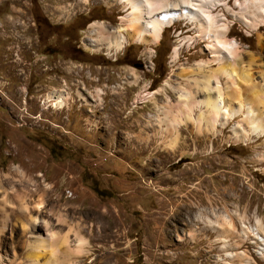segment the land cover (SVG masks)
Returning a JSON list of instances; mask_svg holds the SVG:
<instances>
[{
  "label": "rangeland",
  "instance_id": "obj_1",
  "mask_svg": "<svg viewBox=\"0 0 264 264\" xmlns=\"http://www.w3.org/2000/svg\"><path fill=\"white\" fill-rule=\"evenodd\" d=\"M168 1L178 2L157 0L147 14ZM215 2L213 26H227L243 60L236 72L255 77L234 96L233 117L182 97L202 99L208 72L225 93L237 89L198 22L176 21L156 41L129 29L116 51L110 34L131 11L121 0H0V211L3 195L29 188L32 214L87 238L77 264H264V133L248 124L244 97L264 119V20L251 0ZM56 91L63 106L49 99ZM219 213L231 233L207 222ZM9 223L0 264H29L31 232ZM51 247L39 264H53Z\"/></svg>",
  "mask_w": 264,
  "mask_h": 264
},
{
  "label": "bare ground",
  "instance_id": "obj_2",
  "mask_svg": "<svg viewBox=\"0 0 264 264\" xmlns=\"http://www.w3.org/2000/svg\"><path fill=\"white\" fill-rule=\"evenodd\" d=\"M155 1L157 0H121L126 7L128 6L131 9L128 18L129 26L120 28L118 32L116 30V33H114L115 35L110 34L113 36L107 43L109 49L113 48L116 49V51L121 50L127 43L126 33L129 32V29L133 30V36H138L144 40L151 37V40L156 41L162 37L164 29L167 26H172L176 21L186 18L192 22H198L199 27L202 30V37L211 39L213 44L212 48L216 55L215 60L219 63V67L216 69L218 74L233 79V83H235L234 80H236L237 85H235L237 86V89L225 93L222 91L219 82L216 83L217 85H214L212 81L214 75L208 72L204 75L205 78L201 87V90L204 92L202 99L197 101L190 91H187L186 95H182V97H184L185 104H188L187 106L197 103L206 104L211 113L217 115L224 110L228 112L227 114L229 116H235L242 109V101L239 107H235L233 105L234 96H241V92L243 93L245 89V86L243 87V85L245 83L253 84V82H255V77H253V73L249 72L248 69L245 71L242 69L243 71L239 70V72H236L237 69H239L237 64H241L243 60H240L241 57L238 56L236 58L235 56L236 45L234 46L227 38V26H220V28L213 26L214 18L211 17L212 12L209 10H212L210 8H212V4L216 3L215 0L205 1V3H209V5H206L209 9L207 10L208 19L206 18L207 16H205V10H203L200 5L202 2L197 0H195L197 2L193 0H178L176 3L168 1L160 6L161 8L158 9L155 14L148 15L147 12L152 11L149 8L155 4ZM158 1L163 2L164 0ZM250 3L252 7L257 8L255 11L253 10V14L251 13L255 21L259 16L264 20V0H251ZM92 25L98 26L99 24L94 22ZM226 52L230 53L232 58L235 57V59H231L229 55H226ZM261 92H264V89ZM244 97L248 104L247 122L253 128V132L256 135H260L262 132L264 133L263 113L258 112L259 109L256 110V107H254L253 99L255 98L253 96L246 95ZM53 98L57 100V106H63L66 102L64 94L58 91L49 93V99L52 100ZM239 138L243 140L245 139V135H241ZM1 188L2 186L0 185V196L2 192ZM28 190L29 188H19L10 195H3L1 200L3 203L1 204H4V206L0 211V235L3 233L6 225L10 224L9 222L15 218L16 224L13 225L14 223H12V225L17 226L18 223V225L21 226L23 233L30 231L31 237L34 239L32 240L33 243L32 241H30L31 243H28L27 260H29V264H39L40 255L48 249L49 245L50 247L52 246L51 250L53 254H55L53 264H63L68 258L73 259L71 262L72 264H77L75 258L91 252L87 238L79 231H76L73 227L64 233L58 229L56 230L51 226L50 221L39 216L40 214H32V207L28 204V196H30L31 191L28 192ZM42 190L44 191V194H40L39 196L36 211L38 210L43 213L45 208V193L47 192V189L44 187ZM12 200L19 202L17 208H15V203L13 204ZM8 207H11L12 209L10 208L11 210L9 211ZM200 215L201 214L197 213V217L200 218ZM216 217L217 219L214 220L210 215L206 217V220L215 228L216 226L217 228H220L222 233H231L234 229L233 219L225 217V214L223 213L217 214ZM57 220L60 222L64 221L63 213L60 210L57 212ZM260 228L264 233V223H260ZM43 229L46 231V233L44 231V234L40 231ZM70 234L75 235L74 239H71ZM254 238L256 242H259V238ZM72 240H74L73 243L71 242Z\"/></svg>",
  "mask_w": 264,
  "mask_h": 264
}]
</instances>
